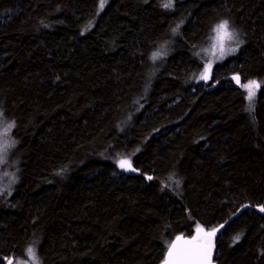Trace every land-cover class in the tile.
<instances>
[{"label":"trees","instance_id":"trees-1","mask_svg":"<svg viewBox=\"0 0 264 264\" xmlns=\"http://www.w3.org/2000/svg\"><path fill=\"white\" fill-rule=\"evenodd\" d=\"M100 2L0 0L18 163L0 180V262L31 247L40 264H161L200 225L219 229L216 264H264V0ZM225 20L242 46L200 81ZM121 159L136 171L116 175Z\"/></svg>","mask_w":264,"mask_h":264},{"label":"snow or ice","instance_id":"snow-or-ice-1","mask_svg":"<svg viewBox=\"0 0 264 264\" xmlns=\"http://www.w3.org/2000/svg\"><path fill=\"white\" fill-rule=\"evenodd\" d=\"M104 0H101L100 7L103 8ZM165 8L172 6L171 0L168 3L163 5ZM174 28L172 31L175 34L178 30ZM214 43L212 44V54L216 56L217 59H223L228 54L235 53L240 47L242 41L239 39L238 33L234 29L230 28L229 22L227 20L216 25L215 29ZM234 45V46H232ZM218 53V56H217ZM159 53H153V60L159 57ZM212 62L208 61L204 72L200 74V79L208 80L209 71L211 69ZM233 80L237 84H240V76H233ZM248 94L249 111H252L251 101L255 96L256 90L260 88V83L255 80L246 81L241 85ZM2 115V113H0ZM15 126L14 122L10 123L2 131H0V160L4 159L6 151L9 147L14 146L15 141L9 142L7 137L9 136L10 130ZM118 166L126 171H136L132 167L129 159H121L118 161ZM148 180H151L152 177L148 176ZM177 187L179 186V181H175ZM261 212H264V206L259 209ZM222 227V226H221ZM219 229H212L211 231H205L203 227L197 225L196 232L197 235L193 236L191 239L185 240L180 236H177L174 242H170L167 248L166 256L164 258L163 264H211V252H212V243L211 237ZM239 240L240 237L235 238ZM27 256L31 261V264H38V260L33 248L27 249ZM7 264H13L12 258H6ZM2 264V262H0ZM17 264H20L18 261Z\"/></svg>","mask_w":264,"mask_h":264},{"label":"rangeland","instance_id":"rangeland-1","mask_svg":"<svg viewBox=\"0 0 264 264\" xmlns=\"http://www.w3.org/2000/svg\"><path fill=\"white\" fill-rule=\"evenodd\" d=\"M101 3V2H100ZM107 4V0H104V6L103 8L105 7V5ZM103 8L100 7L99 5V8H98V12L100 13ZM237 33V32H236ZM239 36V39L241 40L240 38V35ZM214 37H215V32L213 33L212 35V38H211V41H210V45L208 46V48L204 51L203 53V60H204V68H203V72H204V69L206 67V64L208 61H211L212 62V66H211V69L209 71V78H211V75H212V72H213V69L215 68V66L217 64H220L226 60H228L229 58L233 57L236 55V53L240 50L241 46H242V43L240 45V47L238 48V50L233 53V54H228L226 55L223 59H217L216 56H213L212 54V44L214 43ZM242 41V40H241ZM234 46V45H232ZM217 56H218V53H217ZM199 80L201 81L202 79H200L199 77ZM209 80V79H208ZM203 81V80H202ZM264 83V82H263ZM244 91L246 92L247 94V91L244 89ZM257 91L255 92V96L253 97L256 98L257 96ZM247 98H248V94H247ZM252 99V101H253ZM249 101V100H248ZM250 102V101H249ZM5 127H7V124L5 123V121H3L2 119H0V131H2ZM10 133H11V130H10ZM10 133H9V136L7 137V139L9 140V142H11V137H10ZM12 150H13V146L12 147H9L6 151V155L4 156V159L3 160H0V180L1 183L3 184L4 182H6V184L8 185L9 183H11L10 181L8 180H11L12 181V177L10 178L11 174L16 170L17 166H18V163H16L17 161L13 160L11 157H12ZM119 167V166H118ZM132 171H126L122 168L119 167V173L116 174V175H119V174H128V173H131ZM7 185H5L6 187H8ZM211 243H212V250L214 248L213 246V237H211ZM36 254V253H35ZM37 257V255H36ZM38 260V258H37ZM27 264H31V261L29 260V257H28V260H27ZM38 264H40L39 260H38Z\"/></svg>","mask_w":264,"mask_h":264},{"label":"water","instance_id":"water-1","mask_svg":"<svg viewBox=\"0 0 264 264\" xmlns=\"http://www.w3.org/2000/svg\"><path fill=\"white\" fill-rule=\"evenodd\" d=\"M197 235V232H195L191 237H182V236H180V237H182L183 239H185V240H188V239H191L193 236H196ZM175 241V240H174ZM173 241V242H174ZM164 262V261H163ZM163 262L161 263V264H163ZM211 264H216L215 263V257H214V252H213V250H212V252H211Z\"/></svg>","mask_w":264,"mask_h":264}]
</instances>
